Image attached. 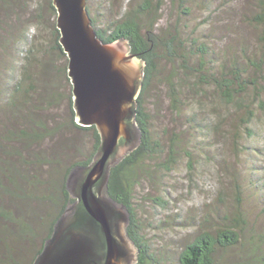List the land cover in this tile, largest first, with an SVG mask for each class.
Segmentation results:
<instances>
[{"label": "rangeland", "instance_id": "374dc122", "mask_svg": "<svg viewBox=\"0 0 264 264\" xmlns=\"http://www.w3.org/2000/svg\"><path fill=\"white\" fill-rule=\"evenodd\" d=\"M140 2L87 0V10L94 20V29L105 31L125 10ZM32 4L37 7L40 18L31 19L26 27L27 46L33 50L35 58L41 52L44 54L50 73V81L35 88L34 107L38 109L37 118L46 121V125L56 131L52 140L33 144L27 150L21 151L17 142H9L11 148L7 151L20 150L26 155L38 151V146L42 145L41 151L50 154V159L54 160L53 154L55 157L64 154L58 171L52 167L54 164H48L30 168L25 179H17L19 187L28 194L32 190L41 194L50 181L56 189L55 183L61 179L64 168L85 160L93 141L90 134H80L68 126L73 95L67 76V57H61L54 49L57 14L52 15L47 0H33ZM152 8L153 16L140 19L145 30L151 29L162 37L173 33L174 29L178 30L179 38L185 40L186 53L191 52L188 62L192 66L200 56L193 54V47L189 45L192 40L197 41V45L208 44L209 57L201 74L196 72L192 76L177 69L178 61H162L159 64L160 81L156 80L144 96L153 139H160L163 151L154 160L145 161L146 173L144 171L138 176L133 187V208L139 225L160 264H175L179 250L196 234L222 227L241 231L242 245L220 252L217 256L220 261L227 264H264V111L256 113L245 131L237 115L216 98L213 87L198 84V76L218 71L223 59L227 61L238 53L241 61V49L234 44L236 36L251 45L258 43L262 28L252 21L258 13L257 0H152ZM185 9L189 11L188 15L181 14ZM17 16L22 21L27 20L20 12ZM230 43L234 47H230L227 54L226 46ZM17 59L20 61L19 55ZM176 72L188 84L196 82L197 93L200 94L197 96L185 86L180 97L183 105L178 114L171 109L168 88L163 81L169 76L177 79ZM251 75L257 79V75ZM4 115L0 111L1 122ZM191 115H196L200 127L188 125L187 119ZM215 121L218 125L212 129ZM57 128L60 129L57 131ZM62 145L65 150H58ZM170 154L177 162L168 171L158 163L160 165ZM0 156H5L4 152L0 151ZM13 185L10 184L9 188L12 189ZM48 197L53 201V195ZM37 198L30 202L28 199L23 205L20 202L18 209L17 205L14 208V202L6 207L5 210L13 213V218L0 224L2 240L6 236L13 240L19 238L17 223L31 224L32 232L24 236V241L10 242L4 250L0 245L1 263L29 264L41 246L47 234L48 221L44 218L50 215V209L41 213L38 208L41 202ZM158 198L164 207L155 204ZM28 202L33 211L25 206ZM50 203L46 201L45 204ZM20 208L22 212L19 213Z\"/></svg>", "mask_w": 264, "mask_h": 264}, {"label": "trees", "instance_id": "16d2710c", "mask_svg": "<svg viewBox=\"0 0 264 264\" xmlns=\"http://www.w3.org/2000/svg\"><path fill=\"white\" fill-rule=\"evenodd\" d=\"M32 3L33 0H0V111L5 114L2 122L0 121V151L4 152L5 155L0 156V185L6 184L4 187H0V224L13 218V213L5 210L7 206L13 204L10 202H14V208L17 205L16 209H18L20 202L23 205L24 201L29 199L30 202L31 199L34 200L38 196L37 201L41 202L38 208L41 213L50 209V215H45L44 218L48 221L47 234L29 264H32L41 252L43 244L51 236L57 220L75 202L67 189V179L71 171L76 167L89 165L100 143L99 134L94 126L81 127L76 123L74 109L70 104L68 126L71 130L80 134L91 135L93 143L90 154L85 160L74 162L64 168L61 179L55 183L57 185L56 189L52 186L53 181H50L44 189V193L39 194V191L33 192L32 190L28 194L25 189H21L17 184V179H25L28 176V169L54 164L52 167L57 170L58 166L61 168L60 163L65 158L64 154L61 153L56 157L53 154L54 160L53 158L50 159L52 157L50 154L46 155L45 151H41L42 145L38 146V151L29 152L26 155L23 152L20 153V150L7 151L8 148H11L8 145L9 142H17L21 151L27 150L33 144L52 140V135L56 131V129H51L46 125V121L37 118L38 109L34 107L36 98L33 95L35 88L40 83L43 85L48 83L50 73L46 67L47 62L44 54L41 52L39 57L35 58L33 50L27 46L26 27L31 19L40 18L37 7L34 8ZM47 5L52 15L55 16L56 10L52 5V0H47ZM257 8L258 13L256 17H252V21L262 28L258 43L251 45L244 40H240L237 36L234 43L241 49L242 63H240L237 53L227 61L223 59L224 62L219 70L213 74L208 73L206 75L205 73V75L198 76V84H203L205 87L211 85L214 94L217 95L216 98L226 105L231 110L230 112L237 115V120H239L245 131H247V126L255 119L256 113L264 111V0H257ZM18 12L23 14V18H27V20L22 21L21 18L19 19ZM153 14L152 0H141L136 6L128 8L115 21L110 23L107 30L95 29L97 37L103 42L110 43L117 40L127 42L130 53L145 63L143 86L137 99L138 107L135 118L141 132L140 144L121 162L111 168L107 184L108 197L117 204L124 206L129 212L127 235L138 249L135 264H160L156 259L157 256L152 252L151 245H149L143 228L139 225L133 208V187L138 181V176L140 177V174L144 171L146 173L145 161L154 160L163 151L160 139H153L150 117L144 108V96L156 80L160 81L158 80L161 73L159 64L162 61H178L177 69L181 72H189L192 76L196 72L201 74L205 68L204 65H206V58L209 57V45L206 43L197 45V41L192 40V44L189 43V45L193 47V54L200 55L197 63L192 66V63L188 62V55H191V52H189L190 54L186 53L185 40L179 38L178 30L174 29L173 33L170 32L166 37L156 34L151 29L145 30L140 19L145 16L149 18ZM181 14L188 15L189 11L187 9L182 10ZM92 23L95 28L94 20H92ZM54 36L55 51L61 57L66 56L59 44L60 34L57 28H54ZM231 44L226 46L227 51L225 52L227 54L230 52V47H234ZM18 55L21 58L20 61L17 59ZM249 55L251 58H249ZM211 59L213 61V58ZM227 66L228 69H226ZM251 73L257 75V79H253V76H250ZM175 75H177V72ZM163 81L168 88L170 106L175 114L181 112L180 106L183 103L180 101V97L185 86L188 90L192 89L197 96L200 95L197 93L198 86L196 82L188 84L184 78L178 77L174 80L172 76L163 79ZM201 95L203 96V94ZM199 104L202 105L201 102ZM187 122L189 126L194 124H197V127L201 126L197 123L196 115H191ZM217 125L218 122L215 121L212 129ZM59 129L57 128V131ZM58 150H65V146L62 145ZM172 155L167 156V159L160 165L158 163V166L169 171L171 166L177 162ZM13 183V188H9L10 184ZM49 194L54 196L53 201L48 197ZM20 197L25 198V200ZM46 201L51 202L53 205L51 203L49 205L45 204ZM29 202L25 206L33 211L29 206ZM155 204L161 207L165 206L160 198L157 199ZM18 212H22V209L20 208ZM55 212L56 214L53 215ZM49 219L52 220L49 221ZM16 225V234L19 235V238L14 237L15 240H13L10 236H6L2 240L0 236V245L3 250L11 243L15 244L17 239L24 241V236H27L31 231V224L17 223ZM240 233L241 231L231 227L201 231L179 250L175 264H227L220 261L221 259H218L217 256L220 252L235 249L238 245L241 246ZM0 264L6 263L0 262Z\"/></svg>", "mask_w": 264, "mask_h": 264}, {"label": "water", "instance_id": "95a60500", "mask_svg": "<svg viewBox=\"0 0 264 264\" xmlns=\"http://www.w3.org/2000/svg\"><path fill=\"white\" fill-rule=\"evenodd\" d=\"M66 55L76 123L94 126L100 143L86 167L74 168L67 189L74 204L57 220L32 264H135L129 212L107 195L112 167L140 144L136 123L145 63L124 40L97 37L87 0H52Z\"/></svg>", "mask_w": 264, "mask_h": 264}]
</instances>
